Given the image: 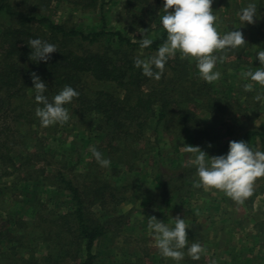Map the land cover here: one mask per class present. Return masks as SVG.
<instances>
[{
    "label": "trees",
    "instance_id": "16d2710c",
    "mask_svg": "<svg viewBox=\"0 0 264 264\" xmlns=\"http://www.w3.org/2000/svg\"><path fill=\"white\" fill-rule=\"evenodd\" d=\"M153 1L151 3L150 0H138L148 7L141 11V15L132 16L134 22L129 31L124 32L121 29L110 31L101 27L87 32L69 26L67 20H57L52 9L56 4H62L83 11L99 9L102 13L104 0H0V18L6 20L4 23L0 19V108L3 97L8 98L6 105L9 108L8 114L5 113L0 119L8 121L7 140H13L22 148L16 153V156L20 157L18 159L10 156L0 158L4 166L13 170L11 173L5 170L2 175L16 174L12 182L0 187V196L5 198V194L10 193V198L19 205H29L28 212L34 217L33 225L38 222L46 223L42 227L33 226L32 231L24 233L21 225L27 223L15 219L13 214L6 215L8 222L1 228L0 236L9 235L8 239L11 240L3 243L4 246L10 243L12 254H16L15 251L19 248L12 247L13 239H16L20 246H27L24 254L30 257L23 256L24 263L97 264L95 248L99 240L110 230L101 224L100 219L111 225L121 223V218H124L120 211L117 219H111V213L116 212L115 210L109 212L105 206L112 201L118 208L126 202L127 198L121 195L127 189H139V185H135L138 183L135 180L142 173H151L146 176L149 179L155 176L152 183L154 186L145 194L148 201H158L160 198V203L156 204L158 207L169 202H174L178 206L181 203L182 205L190 203L197 193L191 187L198 181L196 166L188 163L193 157L187 159L188 153L180 152L178 146H175V141L182 137L192 138L188 143L191 146H198L210 158L227 155L230 141L243 140L253 151H257L259 140L264 147V129L242 124L228 127L224 132L221 128L213 129L199 122V111L205 110L213 118L219 117L225 110L227 101L223 91L213 92L209 88L210 83L200 80V73L198 74L200 77L194 78L197 69L195 59L184 58L177 52L175 57L168 59L159 80L145 77L142 69L134 67L135 57L144 59L154 55L167 39V32L160 23V17L164 15L163 0ZM128 3H132V0H128ZM244 3L246 6L255 3L259 12L264 11V0H245ZM216 6L217 4H212L213 10L217 8ZM147 16L153 26L143 20ZM246 29L252 28L247 26ZM141 33L153 40L147 49L140 47L139 40L143 38ZM244 34L246 45L229 51L228 60L224 63L219 62L221 68L234 69L237 73L243 69L242 64H247L244 69L246 71H255L259 68L257 61L248 62L244 58L255 59L257 56L254 55L256 53L254 45L263 44L264 41L257 39L254 31ZM261 35L264 37V31H261ZM35 38L56 45L57 52L51 54L47 63L29 59L32 49L27 43ZM104 42L107 44L106 50L100 52H89L83 45ZM220 54L218 52V55ZM33 72L46 84L47 91L44 95L49 101L65 85L71 86L79 93L78 98H73L71 103L64 105L69 112L80 115L76 124H71L69 120L64 125L57 123L48 127L41 126L39 118L35 115V109L42 105L35 100L36 92L31 79ZM86 76H91L94 81L109 84V90H99L93 96H89ZM251 82L250 79L247 80V83ZM254 89L258 90V87ZM253 94L254 91H248L245 96ZM231 103L233 102L229 101L228 105ZM251 106L260 109L259 102ZM249 108L245 107V111L248 112ZM80 124H86V128ZM77 129L85 130L84 135H76ZM64 132H75L76 136L74 143L70 142V151H67L69 154L59 163L56 161L46 163L40 156L48 152L50 138L55 137V140L59 141L58 138ZM150 132L154 134L157 143L169 136L175 147V155L170 158L164 157L162 148L157 147L154 157L149 158L148 147L145 144L139 147L138 144L141 145L142 140L147 137L146 144L149 146L152 138ZM79 137L84 141L87 139L85 147L82 148L85 153H77L78 149L75 146ZM90 147H95L105 159H109L110 166L101 167L89 150ZM143 147L145 151H142ZM83 154L92 156L91 161L85 162ZM74 155L78 156L77 159ZM73 159L77 161L79 170L85 172L83 181L77 182L66 176ZM54 163L62 166L50 169ZM169 163L172 168L167 167ZM155 170L157 173H154ZM174 170L177 171L173 172ZM129 173L133 180L126 184ZM167 175L172 178L171 181L166 180ZM172 181L180 184L171 186ZM44 188H49L51 197L48 201L51 203L54 201L53 220L48 217L50 213L48 216H42L40 211L35 209L41 208L40 200L45 199L42 197ZM261 191L262 189L256 191L255 196H259ZM224 199L227 200L226 195ZM253 202L251 199L246 205ZM93 204L104 209L105 214L100 218L95 217L92 211ZM126 217L128 215L125 214ZM39 227L41 230L36 232ZM259 236L255 235V241H259ZM201 240L203 241L202 236ZM41 244L48 252L45 257L39 258L37 246ZM69 257H72L71 262H68Z\"/></svg>",
    "mask_w": 264,
    "mask_h": 264
},
{
    "label": "rangeland",
    "instance_id": "374dc122",
    "mask_svg": "<svg viewBox=\"0 0 264 264\" xmlns=\"http://www.w3.org/2000/svg\"><path fill=\"white\" fill-rule=\"evenodd\" d=\"M104 1L105 5L102 13L99 9L83 11L80 8L67 5L63 6L62 4L54 5L56 9L53 8L52 10L54 11L57 20H67L69 26H75L80 30L89 32L93 29L104 27L106 30L110 31L121 29L126 32L129 31L132 22H134L132 16L141 15V11L148 7L144 2L140 3L138 0H132V3H128V0ZM150 1L152 3L153 0ZM244 2L245 0H213V3L217 4V8L214 9V12L217 16L215 26L218 32L220 35H224L228 31L239 30L244 36L245 32L249 34L254 31L256 38L264 41V37L261 35V31H264V11L262 10V13L258 11L254 24H243L239 19V13L240 10L243 9L242 7H246ZM159 11L162 12L161 9ZM54 13L51 14L53 15ZM0 19L2 22L6 23L5 18L2 17ZM148 19L149 16L143 20H145V23L147 22L149 25L153 26V23L149 22ZM247 26H250L252 29L247 30ZM141 35L143 34L141 33ZM83 45L84 49H88L89 52L104 51L107 47L105 42L94 45L85 43ZM70 46L73 47V45ZM254 47L256 49L254 55H257L258 51L264 50V43H258L254 45ZM214 55H218V52H215ZM244 59L248 60V62L257 61L259 67L261 66L258 57L255 59L251 57ZM227 60L228 58L226 61ZM242 65H244L243 69L241 68L237 73L234 69L221 68L219 61L217 62L214 71H220L221 77L218 81L210 83L209 88H211L213 92L215 90L223 91L227 106H225V110L220 113L219 117L217 116L214 118L205 110L199 111V122L203 126L209 125L213 129L221 128L224 132L228 127H233V125L240 126L242 124L247 125V127L253 126L264 129V101H254V96L258 93H264V86L251 82L253 83L252 91H254V94L245 96L246 91H244V88L242 87L247 83L248 79H245L242 74L247 72L244 70L247 64ZM194 74L195 79L201 76L198 75V68ZM85 80L87 82V92L89 93V96H93V94L99 90H109L110 88L109 84L94 81L91 76H86ZM200 80L205 82L201 77ZM220 87L221 89H219ZM255 87H258V90L254 89ZM7 99V97L2 98L3 104L0 108V117H3L5 113L8 114L9 112L8 105H6ZM229 101L233 102L230 106L228 105ZM257 102H259L260 107L258 110L255 106H251L256 105ZM246 103L248 105H246ZM247 106L250 107L248 112L245 111V107ZM69 114L71 124H76L80 119V115L71 112H69ZM80 125L86 128V124ZM7 126L8 121L0 119V158L3 156L5 159V157L10 156L14 159H18L20 157H17L16 153L22 148L20 147V144H16L13 140H7L9 135V131L6 130ZM33 130L36 129L33 128ZM2 132L4 133L3 135L1 134ZM84 133L85 130H76V135L78 136H82ZM74 134L75 132H64L61 137L58 138L59 141L55 140V137H49L51 139L49 141L50 144L47 145V141L45 143L48 152L46 155L40 156V158L46 160V163L51 161L59 163L60 160L65 159V155L69 154L67 151H70L71 144L76 139ZM43 137H45V135H43ZM150 137L152 138L149 146L146 144V142H148L147 137L142 140L143 142L141 145L140 143L138 144L139 147H142L144 144L148 147L150 152L149 158L154 157V154L156 153L155 149L157 147L162 148V155L164 157L170 158L175 155V147L169 136L166 140L163 138L160 139L159 143L155 142L156 139L152 132H150ZM189 140H192L189 136L182 137L175 141V146H178L180 152L187 154L183 147L185 145H190L188 143ZM85 141L87 142V139ZM85 141L81 137L77 138V144L75 146L78 149L77 153H85L82 151V148L85 147L84 144H86ZM6 148H9L8 150L11 148V150L8 151ZM145 150L146 149L143 147L142 151ZM257 151H264V147L259 140L257 141ZM83 156L85 162L91 161L92 159V156L90 155L83 154ZM54 157L55 159H53ZM77 157V155H74L75 159H77ZM190 157H193L194 159V154L188 153L186 158L189 159ZM75 159L72 160L70 168L66 172V176L68 179H74L75 181L80 182L83 181L85 172L84 170H79V165H77ZM59 166H62V164L59 165L54 163L50 166V169H55ZM167 167L172 168L170 163ZM5 170L10 173L13 171L10 170L9 167L4 166L2 161H0V187H4L5 184H9L16 178V174L3 176L2 174L5 173ZM146 170H148V168ZM175 171L177 170H174L173 172ZM154 173H157V170H155ZM178 173L180 174L181 171H178ZM150 174L151 173H142L141 176H138L135 180L138 183L135 185H139V189L133 188L125 190L121 197L127 198V201L123 202L118 208H116L115 203L112 201L105 206L109 212H113L114 210L116 212L111 213V219H117V217L120 216V211H122L124 218H121V223L118 224L117 222L111 225L100 219L101 224L105 225L110 230L106 236L99 240L95 248V252L98 256L97 264H264V177L257 179L254 184L253 195L243 204H238L227 196V200H229H225V193L222 191L195 188L192 186L191 188L196 190L197 193L193 196L190 203H183V205L181 203V205L178 206L174 204V202H169L168 204L162 203L161 206L158 207L156 204L159 202L160 198H158V201L150 202V200L148 201L145 197V194L154 186L152 183H154L155 176L150 179L146 178V176ZM165 177L168 181L172 180L168 175ZM165 177H163V180H165ZM196 177L198 181V176L196 175ZM132 180L133 177L129 173L126 177V184L131 183ZM179 184L180 182L176 181L170 183L171 186ZM48 189L49 188H44L42 190L44 192L42 197L45 199H43V201L40 200L41 208L37 207L35 209L40 211L42 216H48L50 213V216L48 217L53 220L55 218L53 216L55 207L53 204L54 201L52 203L48 201L51 197ZM259 189H262L260 195L255 196V192ZM7 191L9 192V190ZM184 192L185 190L183 193ZM10 196V193L5 194V198L0 196V230H2L1 228H4V224L8 222L6 215L12 214L16 217L15 219L18 218L27 223V225H21V229L24 233L32 231L33 226L42 227L46 224L45 222H38L33 225L34 217L28 212L29 205H19L17 201L12 200ZM22 197H24V195ZM20 199L23 198L20 197ZM251 199H253L254 202L251 205H246V203L251 202ZM149 203H151L152 206ZM186 206L187 209H185ZM2 210L6 212H2ZM92 211L96 218H100L101 215L105 214L104 209L96 204L92 205ZM124 213L128 215V217L125 218ZM153 216H155L157 220L167 223L170 227H174L173 218L176 216L185 219V222L188 225V229H186L187 239L189 241L188 246H190L192 242L198 241L202 247L206 248V254L202 255L199 261H193L186 254L184 259L179 262L161 256L159 250L155 246L153 233L148 228V218ZM39 220H41V218ZM40 227L35 231L39 232L41 230ZM257 234L260 235L258 238L259 241H255V235ZM8 236L9 235L6 234H3L2 237L0 236V264H28L23 261V256L25 258L30 257L24 254L27 246H20V244L17 243V240L13 239L14 242H12V247L18 246L19 248L15 251L16 254H12L10 243V246H4L5 243H3L11 240L8 239ZM201 236L203 237V241L201 240ZM29 243L30 242L28 241L27 244ZM37 248V256L39 258L47 255L48 251L44 245H38ZM68 260V262H71L72 257H69ZM188 261L191 263H187Z\"/></svg>",
    "mask_w": 264,
    "mask_h": 264
},
{
    "label": "clouds",
    "instance_id": "9594fccd",
    "mask_svg": "<svg viewBox=\"0 0 264 264\" xmlns=\"http://www.w3.org/2000/svg\"><path fill=\"white\" fill-rule=\"evenodd\" d=\"M213 0H163L164 15L160 23L167 32V39L154 55L141 59L134 58V67L142 69V74L148 78L159 80L169 58L179 52L184 58H195L201 78L213 83L220 79L221 73L214 71L217 62L224 63L229 51L246 45L243 33L239 30L228 31L220 35L215 24L217 16L212 8ZM174 9V11H170ZM258 9L255 3H249L240 10L239 19L245 24H254ZM147 32V31H145ZM153 43L147 35L139 40L142 49L149 48ZM27 45L32 49L29 59L35 62L47 63L51 54L57 52L55 44L35 38ZM220 52V55H214ZM261 67L255 71L243 73L245 79L264 86V50L257 52ZM155 69V70H154ZM32 83L36 92L35 100L42 107L35 109L42 127L55 124L64 125L70 119L69 111L64 105L78 98L79 93L71 86L65 85L51 101L44 95L46 84L35 73H31ZM244 91H252L253 83H245ZM254 101H264V93L254 96ZM211 147V145H208ZM184 151L194 154L189 159L190 165L196 166L198 182L193 187L215 189L225 193L238 204H243L253 195L257 179L264 177V151H253L247 142L230 141L227 155L208 157L198 146L185 145ZM101 167H109L111 161L95 147L89 149ZM207 157V160H206ZM174 227L159 221L155 216L148 218V228L153 233L155 246L161 256L179 262L187 254L193 261H199L206 254V248L198 241L188 246V225L180 216L173 218ZM186 249V252H185Z\"/></svg>",
    "mask_w": 264,
    "mask_h": 264
}]
</instances>
